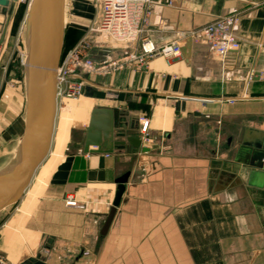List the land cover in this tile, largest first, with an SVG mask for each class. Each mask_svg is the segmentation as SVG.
I'll use <instances>...</instances> for the list:
<instances>
[{
	"label": "crops",
	"instance_id": "0c3cea01",
	"mask_svg": "<svg viewBox=\"0 0 264 264\" xmlns=\"http://www.w3.org/2000/svg\"><path fill=\"white\" fill-rule=\"evenodd\" d=\"M27 10L16 1L0 12L1 45L22 37ZM226 15L238 17L237 49L220 60L189 33ZM97 22L90 0L65 2L63 49ZM89 37L98 64L140 52L144 37L155 47L176 42L181 54L86 74L84 94L67 106L76 120L66 126L57 101L47 156L21 199L0 211V264H264V159L253 148L264 141V0H151L136 41ZM21 70L3 89L0 71V168L24 130ZM96 108L118 110L115 132L125 135L114 140L136 134L141 144L85 152Z\"/></svg>",
	"mask_w": 264,
	"mask_h": 264
},
{
	"label": "water",
	"instance_id": "95a60500",
	"mask_svg": "<svg viewBox=\"0 0 264 264\" xmlns=\"http://www.w3.org/2000/svg\"><path fill=\"white\" fill-rule=\"evenodd\" d=\"M16 1L0 0L1 14L7 15ZM64 31L65 0H31L23 27L26 53L24 130L14 157L0 168V211L21 199L50 149L57 109L56 69L63 52ZM102 114H105L103 119ZM118 119L117 109H94L85 136L84 151L111 152L114 145L124 147L125 142L138 147L141 139L136 134L127 135L124 140H114L115 136L125 135L124 132H115L114 121ZM89 146L96 149H89ZM253 148L263 160L264 141L261 140ZM249 155L247 153L246 157ZM254 164L250 161V165ZM128 174L124 173L116 180L115 197L102 233L112 220ZM31 264L45 263L36 260Z\"/></svg>",
	"mask_w": 264,
	"mask_h": 264
},
{
	"label": "built area",
	"instance_id": "2783aa9c",
	"mask_svg": "<svg viewBox=\"0 0 264 264\" xmlns=\"http://www.w3.org/2000/svg\"><path fill=\"white\" fill-rule=\"evenodd\" d=\"M29 6L31 0H17ZM98 17L96 25L91 24L88 32L79 37L75 43L62 52L56 69V98L58 104L68 99H76L84 94L86 74L105 73L111 69L126 66L139 67L148 59L157 55L179 56L180 46L176 42L155 47L148 38L140 41V52H129L119 60H110L98 64L91 56L93 41L91 33L104 34L112 43H129L136 41L144 32L150 15L151 0H90ZM238 21L236 15L219 17L194 29L189 33L197 43L206 45L212 53L223 60L226 55L237 49L234 26ZM0 43V55L2 52ZM26 53H20V63L24 65ZM148 121L142 122L141 132H147ZM66 204L76 206V200L68 197Z\"/></svg>",
	"mask_w": 264,
	"mask_h": 264
},
{
	"label": "rangeland",
	"instance_id": "374dc122",
	"mask_svg": "<svg viewBox=\"0 0 264 264\" xmlns=\"http://www.w3.org/2000/svg\"><path fill=\"white\" fill-rule=\"evenodd\" d=\"M67 1L68 3L70 2V0H65V2ZM1 48H2V52L0 55V71L1 73L6 75L5 76L6 78L3 81V85H1L2 86L1 88L3 89L4 85H7L8 87L15 85L16 83L14 84L12 80H16V78L13 76L14 75L18 76V72H20L21 69H24V65L20 63V53L23 50H25L23 35L18 40L16 38H11V40L8 41L6 44H3ZM2 92L3 90L1 91L0 95L2 94ZM77 99L78 98L68 99L65 100L64 102L62 101L59 104L60 105V108L58 110L59 121L62 120V122L65 123V126L71 124L76 120V116L74 115L75 113L71 112V110H69L67 106ZM5 160L6 159L0 161L4 162Z\"/></svg>",
	"mask_w": 264,
	"mask_h": 264
},
{
	"label": "bare ground",
	"instance_id": "6f19581e",
	"mask_svg": "<svg viewBox=\"0 0 264 264\" xmlns=\"http://www.w3.org/2000/svg\"><path fill=\"white\" fill-rule=\"evenodd\" d=\"M63 138H64V135H60L59 137V141H58V145L61 146L63 144ZM12 155V154H11ZM9 156V155H8Z\"/></svg>",
	"mask_w": 264,
	"mask_h": 264
},
{
	"label": "trees",
	"instance_id": "16d2710c",
	"mask_svg": "<svg viewBox=\"0 0 264 264\" xmlns=\"http://www.w3.org/2000/svg\"><path fill=\"white\" fill-rule=\"evenodd\" d=\"M67 48H68V47H65V48L63 49V51H65Z\"/></svg>",
	"mask_w": 264,
	"mask_h": 264
}]
</instances>
